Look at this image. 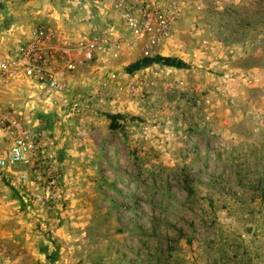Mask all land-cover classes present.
<instances>
[{
    "label": "rangeland",
    "instance_id": "374dc122",
    "mask_svg": "<svg viewBox=\"0 0 264 264\" xmlns=\"http://www.w3.org/2000/svg\"><path fill=\"white\" fill-rule=\"evenodd\" d=\"M36 24L104 43L60 96L0 86L53 140L40 182L0 170V264H264V0H0L2 38ZM156 55L186 67L126 72Z\"/></svg>",
    "mask_w": 264,
    "mask_h": 264
},
{
    "label": "built area",
    "instance_id": "2783aa9c",
    "mask_svg": "<svg viewBox=\"0 0 264 264\" xmlns=\"http://www.w3.org/2000/svg\"><path fill=\"white\" fill-rule=\"evenodd\" d=\"M151 16L144 12L138 20L126 14L124 20L133 36L145 35L149 44L153 45L167 27V22L161 14ZM58 40L53 31L42 24H36L27 33L8 40L0 36V86L20 81L60 96L67 90L76 67L89 61L91 54L104 43L98 35H92L85 44L77 42L72 46L59 44ZM78 106L71 100L69 110L78 113ZM31 118L24 122L9 108L0 106V170L12 172L17 167H23V171H14L17 182L22 186L29 181H41L39 169L46 165V158L50 157L43 145L53 143L49 139L41 143L40 120L36 115ZM51 185V181L46 184L44 196L29 192L25 197L44 204L48 202Z\"/></svg>",
    "mask_w": 264,
    "mask_h": 264
},
{
    "label": "trees",
    "instance_id": "16d2710c",
    "mask_svg": "<svg viewBox=\"0 0 264 264\" xmlns=\"http://www.w3.org/2000/svg\"><path fill=\"white\" fill-rule=\"evenodd\" d=\"M151 64H157V65L165 66V67H172L175 69H181V68L186 67V64L176 57L157 56L156 55V56H153L150 58L144 57V58L132 63L131 65L126 67V72L130 73V72H133L137 69L147 67Z\"/></svg>",
    "mask_w": 264,
    "mask_h": 264
},
{
    "label": "crops",
    "instance_id": "0c3cea01",
    "mask_svg": "<svg viewBox=\"0 0 264 264\" xmlns=\"http://www.w3.org/2000/svg\"><path fill=\"white\" fill-rule=\"evenodd\" d=\"M59 39V38H58ZM59 44H64V45H70L72 46L73 44H71V42L67 41L66 39H64V37H61L59 40ZM77 42H75L74 44H76Z\"/></svg>",
    "mask_w": 264,
    "mask_h": 264
}]
</instances>
